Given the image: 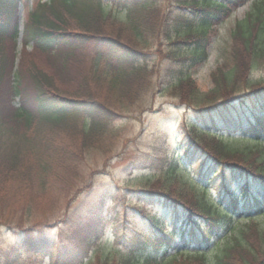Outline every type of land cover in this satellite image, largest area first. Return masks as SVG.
Returning <instances> with one entry per match:
<instances>
[{
  "label": "trees",
  "instance_id": "obj_1",
  "mask_svg": "<svg viewBox=\"0 0 264 264\" xmlns=\"http://www.w3.org/2000/svg\"><path fill=\"white\" fill-rule=\"evenodd\" d=\"M27 1L0 0V129L3 128V132L0 130V226H10L20 233L18 245L7 254L3 264L17 261L19 250L36 251L46 243L41 230L26 226L23 219L26 207L36 202L39 196L50 197L47 190L55 176L51 175V171L58 173L69 165L72 169L78 159L77 154L68 156L61 144H57L60 148L53 159L49 151L54 145L44 142L45 138L39 134L37 137L32 128L45 123L54 125L53 128H66L67 123L75 124L81 117L84 123L78 136L82 150L99 146L106 133L115 135L117 130L112 128V121L134 109L137 100L151 89L154 73L159 72L155 69L149 72L148 65L143 62V50L149 46L146 35L166 32L169 23H166L167 15H161L158 0L38 1L28 12L20 52L21 64L17 65L19 12L21 4ZM245 1L179 0L178 4L179 7L190 8L182 18L194 28L187 30L186 37L193 41L192 47L182 57L183 68L175 83L181 86L187 84L186 90L177 92V95L179 103L193 106L199 118L198 122L183 123L181 152L186 154L187 159H196L201 153L204 160L198 171L203 176L202 168L207 165L210 170L206 173L208 178L217 177L221 182L218 189L220 199L209 198L207 186L181 175L180 158L164 160L158 172L140 186L130 188L137 197L135 210L151 208L153 212L141 211L153 228L142 232L145 236H137L132 243L140 244L146 252L149 249L154 252L137 258L134 254L117 259L97 255L89 264H165L157 256L167 253L172 241L178 238V234L184 236L187 228H190L188 236L202 247L201 251L187 257L185 253L189 250L180 249L167 260L169 264H264V226L254 222L257 215H252L253 212L264 214V80L251 78L257 63L264 66V0H254L253 10L233 25L230 31L233 50L227 51L224 62L212 72L214 95L202 93L192 77V71L208 55L209 28ZM116 5L128 10L127 19L114 14L112 7ZM113 22L120 25L122 38L111 32ZM73 26L75 30L71 31ZM9 40L12 45L8 47ZM88 41H92L95 47L101 46L102 55L112 60H108L105 68L100 66L99 56L87 60L89 76L103 83L106 91L98 87L97 91L88 90L83 96L65 98L61 93L52 95L48 92L53 82L52 75L47 71L27 73L24 52H30L28 49L33 47L32 52L61 59L60 76L65 77L67 82L72 80L69 75H64L70 67L73 70V62L68 60L87 56L85 47ZM178 88L180 86H175L174 91ZM246 100L253 103L251 112L257 111V114L254 119L250 118V128L243 127L237 131L240 135L236 139H247L258 148L230 147V142L216 129L200 126V122L205 123L208 117L225 122L228 127L236 125L237 122L228 116H216ZM203 136L212 138L209 145ZM36 153L44 154L41 161L32 158ZM68 159L69 163L66 162ZM153 164L154 161H151V165L145 167ZM234 178L240 179L238 187H233ZM250 194H255L254 201L248 200ZM247 200L248 204L240 207V202ZM17 202H21L22 208L14 212L12 207ZM225 202L228 207L223 206ZM92 207L89 206L91 210L84 214L86 209H79L60 219L58 237L53 241L82 234L88 227V219L95 214ZM245 211L249 212L247 220L256 223V229L250 232L259 238L258 244L249 242L247 236L241 240L236 238L224 253L215 256L214 263H210L202 250L221 236V232L232 229L240 217H236L237 214H244ZM180 220L184 224L178 227L176 223ZM247 227L246 230L250 228ZM196 228L200 229L198 236ZM198 237L201 239L196 240Z\"/></svg>",
  "mask_w": 264,
  "mask_h": 264
},
{
  "label": "rangeland",
  "instance_id": "obj_2",
  "mask_svg": "<svg viewBox=\"0 0 264 264\" xmlns=\"http://www.w3.org/2000/svg\"><path fill=\"white\" fill-rule=\"evenodd\" d=\"M38 1L47 2L49 0H28L27 3H22L19 13L21 15L20 32L24 29L29 10L34 8ZM252 1L247 0L211 27L212 29L209 31L210 43L207 48L208 57L204 63L192 71V77L195 83H198L202 93L214 95L215 84L212 81V72L224 62L227 51L233 50V38L230 31L238 19H243L249 10H253ZM158 4L162 8L161 15H167L166 23L169 22L166 25L167 31H160L159 34L155 35H146L145 40H148L149 46L143 50L145 53L143 62L148 65L149 72H152L153 69L159 72L154 73L151 89L142 99L137 100L134 109L122 113L112 121V128L117 130L115 135L111 132L106 133L104 134V141L99 146L94 145L89 150L88 148L82 150L78 136V131L83 128L84 123L81 117L77 119L75 124L67 123L66 128H53L54 125L49 123L35 125L32 128L37 137L39 134L45 138L44 142L48 141L49 144L54 145V148L49 151L53 155V159L54 154L60 148L57 144H61L68 156H71V153L77 154L78 159L72 169L69 165L67 168H62L58 173L51 171V175L55 176L51 179V187L47 190L50 197L39 196L36 202L27 205L26 214L23 217L25 224L27 227L32 226L37 231L41 230L46 243L36 251L19 250L18 259L13 264H89L96 259L97 255L103 258L117 259L133 254L135 258L144 257L146 254L153 253V249L146 252L140 248V244L132 243L134 238L145 236L142 232H147L153 227L148 223V218L145 219V216L141 214L143 210L151 213V208L135 210L134 204L137 197L131 193L130 188L140 186L146 179L160 170L161 162L173 157H178L181 160L179 170L181 175L186 179L190 178L192 181L201 182L205 187L207 186L206 194L209 198L220 199L218 189L221 182L217 180V177L208 178L206 173L209 167L207 165V167L202 168L203 176L198 171L200 163L204 160L201 153L196 159H187L185 158L186 154L181 152V144L184 142L181 135L183 123L186 124L187 121L198 122L199 120L193 106L179 103L180 98L177 92H184L187 84L184 86L174 84L180 68H183L184 63L181 59L184 53L192 47L185 34L190 24L186 19L180 21L182 14L187 15L190 8L179 7V0H158ZM112 9L115 15L117 14L123 20L127 19L128 10L125 7L116 5ZM191 27L194 28V25ZM120 29L118 23L113 22L111 24V32L122 38ZM70 30L74 31L75 27H70ZM91 42L88 41V45L85 47V55L87 54V56L68 60L74 64L73 70L71 67L70 71L65 72L64 70V75H69V78L72 79L68 82L65 77L60 76L62 72L59 67L61 66L59 65L61 59L58 60L54 55L32 52L33 47L28 49L30 52H24L25 60H23L26 71L29 75L32 72L38 74V72L43 73V71L52 75L53 83L50 84L48 90L52 95L61 93L65 98H72L83 96L88 90L95 91L98 87L106 91L103 83L96 82L89 76L87 60L91 61V59L99 56L97 59L100 66L105 68L108 66L109 59L102 55L101 46L95 47ZM7 45L8 47L11 46L12 41L9 40ZM16 48L18 51L17 65H20V52L23 49L21 34H19ZM23 72L25 73V69ZM251 74V78L254 80H264V66L257 63ZM24 78L27 79V77ZM224 85L226 88L227 83ZM175 86H180V88L174 91ZM251 104L252 102L249 100L240 101L236 107L227 109L221 115L216 116L218 118L228 116L232 121L237 122L236 125L231 124L228 127L225 122H217L208 117L205 123L200 122V126L216 129L230 142V147H240L241 149L253 147L247 139H236L240 135L237 131H241L243 127L250 128V121L257 114L255 113L257 111L251 112ZM250 118L252 119L250 120ZM0 130L2 131L3 128ZM203 139L207 145L212 140L211 137ZM43 157L44 154L42 153L32 155L35 161H41ZM150 160L154 161V164L149 168L145 167L151 165ZM66 162L69 163L70 159ZM234 179L236 180H234L233 187H238L240 179ZM254 197L255 194H250L248 200L254 201ZM248 200L242 201L240 206L243 207L245 203L248 204ZM89 206H93L95 214L89 218L90 220L88 219V227L84 229L82 234L71 235L66 240L63 238L64 241L59 238L53 241L54 238L58 237L56 233H59L57 225L60 224V219L75 213L79 209H86L84 214L91 210ZM223 206L228 207L226 202ZM13 207L12 209L16 212L22 208V204L17 202V205ZM248 215V211H245L244 214L238 213L236 217L240 216V220L235 222L234 227L221 232V236L217 237L208 248L202 250L210 263H214L215 256L224 253L226 248L236 241V238L241 240L247 236L249 242L258 244L259 238L250 232L254 228L256 229V223H250L246 218ZM252 215H257L254 222L263 227V212H253ZM97 221L99 223L96 225ZM147 223L148 227L146 226ZM181 223L184 224L181 220L178 221L176 226L180 227ZM247 226L250 227L248 230H246ZM199 230V228L195 229L197 236L200 235ZM189 231L190 228L185 229L184 236L178 234V238L172 241V246L175 248L171 246L167 253L157 257L165 264H169L167 260L180 249L189 250V253H185L187 257L199 250L201 251L202 247L198 246L195 240H192L193 237L188 236ZM19 236L20 233L10 226H0V264H3L12 248L18 245ZM186 239L189 240L185 241ZM200 239L198 237L196 240ZM56 242L59 244H54ZM178 258L180 261L182 260L181 256Z\"/></svg>",
  "mask_w": 264,
  "mask_h": 264
}]
</instances>
